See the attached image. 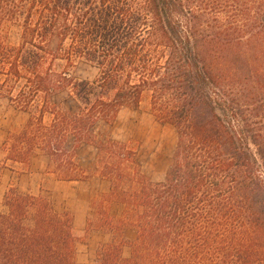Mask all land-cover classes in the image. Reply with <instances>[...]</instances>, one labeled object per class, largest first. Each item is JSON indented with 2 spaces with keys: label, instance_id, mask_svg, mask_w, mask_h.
Returning a JSON list of instances; mask_svg holds the SVG:
<instances>
[{
  "label": "trees",
  "instance_id": "1",
  "mask_svg": "<svg viewBox=\"0 0 264 264\" xmlns=\"http://www.w3.org/2000/svg\"><path fill=\"white\" fill-rule=\"evenodd\" d=\"M75 60L95 74L71 76ZM144 93L177 138L160 182L125 173L94 134ZM0 100L32 114L5 162L40 151L58 180L79 181L77 150L102 154L95 228L111 239L94 264H264V0H0ZM3 207L0 264H77L69 213L15 188Z\"/></svg>",
  "mask_w": 264,
  "mask_h": 264
},
{
  "label": "rangeland",
  "instance_id": "2",
  "mask_svg": "<svg viewBox=\"0 0 264 264\" xmlns=\"http://www.w3.org/2000/svg\"><path fill=\"white\" fill-rule=\"evenodd\" d=\"M8 37L12 44L18 42L16 27H10ZM74 63L75 66L68 70L71 76L82 78L85 75L95 74L81 61L75 60ZM61 65V62H55L54 70L60 71ZM59 100H61L60 96L54 101ZM31 115L15 109L14 105L5 100H0V212L4 211V195L11 188L17 189L20 193L49 199L58 212L62 211V207H66L65 201L61 202V195L56 194L57 198H54L51 193L54 183L61 180L50 173L54 165L48 166V158L40 151L33 154L28 165L4 161L6 153L1 149L5 139L10 135L20 133ZM44 122L48 124V116L45 117ZM94 134L97 141L106 147H115L119 153H122L121 168L125 173L130 176L135 173L152 182H160L164 179L177 138L173 128L160 125L151 114L148 93L143 94L137 110L122 109L112 125L99 123ZM72 145L73 143L70 142L68 146L71 152L73 151ZM74 162L83 171L85 178L71 181L72 183L63 181L69 185L68 188L62 190L67 197V206L69 209H83L87 206V208L94 209L96 213L100 201L109 194L111 186L110 180L101 177L106 161L95 148L83 146L75 153ZM123 187L127 188V186ZM116 208V206L112 207V212L119 210ZM67 213L72 216L71 212L67 211ZM98 221L99 217L95 223L97 224ZM78 239V243H81L86 237L82 234L78 235ZM129 255L130 248L126 246L123 257L128 258Z\"/></svg>",
  "mask_w": 264,
  "mask_h": 264
},
{
  "label": "crops",
  "instance_id": "3",
  "mask_svg": "<svg viewBox=\"0 0 264 264\" xmlns=\"http://www.w3.org/2000/svg\"><path fill=\"white\" fill-rule=\"evenodd\" d=\"M51 175V174H50ZM54 175V174H52ZM68 183H72L68 181ZM65 184V185H64ZM67 182L56 181L51 189V193L54 198H57L56 194L61 195V202L65 201L66 207H62L60 212H71L73 218L74 230L78 235H84L86 239L76 244V263L77 264H94L96 253L100 245L107 243L111 239V235L102 230L95 228V221L98 219V215L94 213V209L84 207L83 209H69L67 206V197L62 190L68 188ZM90 205V203L88 204ZM91 213H88L90 212ZM91 222L92 226L89 231H86L87 222ZM135 232L133 230H126L125 239L132 241L135 238ZM134 235V236H133ZM132 236V237H131ZM125 249L123 248L122 255L125 256Z\"/></svg>",
  "mask_w": 264,
  "mask_h": 264
}]
</instances>
